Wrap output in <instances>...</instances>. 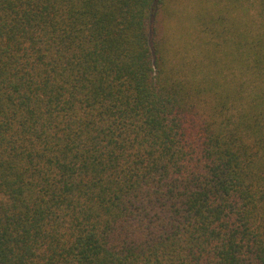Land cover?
Wrapping results in <instances>:
<instances>
[{"label": "trees", "instance_id": "trees-1", "mask_svg": "<svg viewBox=\"0 0 264 264\" xmlns=\"http://www.w3.org/2000/svg\"><path fill=\"white\" fill-rule=\"evenodd\" d=\"M174 1L0 0V264H264V0Z\"/></svg>", "mask_w": 264, "mask_h": 264}, {"label": "rangeland", "instance_id": "rangeland-1", "mask_svg": "<svg viewBox=\"0 0 264 264\" xmlns=\"http://www.w3.org/2000/svg\"><path fill=\"white\" fill-rule=\"evenodd\" d=\"M196 0H176L173 2L171 11L168 13H195L197 11V6L195 4ZM178 18V17H177ZM175 17V19L177 20ZM172 22L175 26L176 20ZM168 33H173L172 30L168 29Z\"/></svg>", "mask_w": 264, "mask_h": 264}]
</instances>
